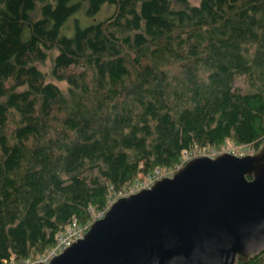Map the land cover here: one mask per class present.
Instances as JSON below:
<instances>
[{"label":"trees","instance_id":"trees-1","mask_svg":"<svg viewBox=\"0 0 264 264\" xmlns=\"http://www.w3.org/2000/svg\"><path fill=\"white\" fill-rule=\"evenodd\" d=\"M229 141H264V0H0V264Z\"/></svg>","mask_w":264,"mask_h":264},{"label":"water","instance_id":"water-1","mask_svg":"<svg viewBox=\"0 0 264 264\" xmlns=\"http://www.w3.org/2000/svg\"><path fill=\"white\" fill-rule=\"evenodd\" d=\"M263 250L264 141L251 153L189 157L31 264H238Z\"/></svg>","mask_w":264,"mask_h":264},{"label":"built area","instance_id":"built-area-1","mask_svg":"<svg viewBox=\"0 0 264 264\" xmlns=\"http://www.w3.org/2000/svg\"><path fill=\"white\" fill-rule=\"evenodd\" d=\"M223 150H227V151L235 153V154H245V153H251L254 151L253 146L251 144H240V145L236 144V145L230 146L228 148H224ZM223 150H216L213 147H211L205 151H200L198 148H194V149H191L189 151L185 149L182 151L180 163H182L183 161L188 159L189 156L191 157V155H193L195 153H197V154H204L205 153V154L214 155L215 153H217L219 151H223ZM163 169L164 168H161V167H155L152 172L146 173V175L143 178V183L138 184V182H134L132 185L129 186V188L124 192V194L134 192V191H136L139 188L144 187V186H149L155 179L162 177L163 175L171 174V173H164L162 171ZM115 198L116 197H111L108 199L105 209L109 206V204ZM105 209L100 210V211H96L94 217L91 220L84 222V223L78 222V220L75 216L71 217V219L68 222H66L56 232L55 242L52 245V247H50L44 255L40 256L36 260L48 261L53 254L61 252L64 248H66L68 245H70L73 240L83 236V234L87 230L90 222L94 218L101 216L103 214V212L105 211ZM32 261H35V260H32ZM31 263L32 262L29 260H21L20 261V264H31Z\"/></svg>","mask_w":264,"mask_h":264},{"label":"rangeland","instance_id":"rangeland-1","mask_svg":"<svg viewBox=\"0 0 264 264\" xmlns=\"http://www.w3.org/2000/svg\"><path fill=\"white\" fill-rule=\"evenodd\" d=\"M111 10H112V7H111V6H109V5H104V6L102 7V9H101V10H100L95 16H96L97 18H98V17H102V16H104L105 14H108L109 12H111ZM75 17H78L79 20L82 22V24H85L86 22H89V21H90V19L84 15V13H83L82 10L77 11L76 13H74V14L68 19L66 25L64 26L63 31H64L66 34H68V35L72 33V26H71V25H72V23H73ZM50 62H51V61H50V58H48V59H47L43 64H41L40 66H41L42 70L45 72L47 78L52 79V78H51L52 76H51V74H50V65H51ZM244 81H245V78H244L243 76H238L237 79H236V84H238L239 86L244 85ZM55 82H56L57 84H59L60 86H62V87H64L63 85H65V82H64V81H60V82L55 81ZM233 145H236V144H232V142L229 141V143L226 144V147H225V148H228V147L233 146ZM221 150H223V149H221ZM200 151H202V150H200ZM193 155H198V154L195 153V154H193ZM193 155H191V156H193ZM189 157H190V156H189ZM178 166H179V164H178L175 168H173V167H171V168H169V167H164V169H163L162 171H163L164 173H172V172H173ZM145 175H146V173H142V172L138 173V175H137V179H136L135 182H138V184L143 183V178H144ZM122 194H124V193H122ZM91 212H92V218H93L94 215H95V213H96V211H94L93 209H91ZM25 260H29V259H25ZM20 261H21V260H20ZM20 261H18L17 259H12V262H11L10 264H20ZM29 261L34 262V261H32V260H29Z\"/></svg>","mask_w":264,"mask_h":264}]
</instances>
